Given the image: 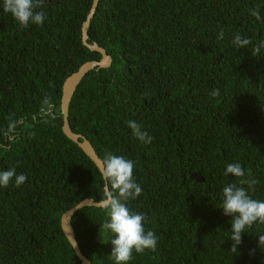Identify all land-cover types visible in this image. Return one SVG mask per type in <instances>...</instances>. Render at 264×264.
Here are the masks:
<instances>
[{
	"label": "trees",
	"instance_id": "trees-1",
	"mask_svg": "<svg viewBox=\"0 0 264 264\" xmlns=\"http://www.w3.org/2000/svg\"><path fill=\"white\" fill-rule=\"evenodd\" d=\"M0 0V171L15 177L0 187V264H82L61 227L84 199L98 202L105 181L96 164L63 132L65 80L100 53L83 43L93 0H43L44 21L22 27ZM259 10L260 19L251 15ZM223 31V39L218 34ZM239 34L264 41V0H100L88 29L112 57L82 80L69 106L72 130L107 154L135 162L142 192L126 202L145 215L155 250L133 251L127 264H264L254 223L232 253L231 216L222 189L239 163L258 181L249 195L264 201V48L238 49ZM219 89L218 95H213ZM56 119L44 122L45 97ZM9 117L23 118L16 139L3 135ZM135 121L151 137L133 135ZM247 188V185H244ZM103 208L73 217L76 240L91 264H115L113 238L100 226ZM251 252V254H250Z\"/></svg>",
	"mask_w": 264,
	"mask_h": 264
},
{
	"label": "clouds",
	"instance_id": "clouds-1",
	"mask_svg": "<svg viewBox=\"0 0 264 264\" xmlns=\"http://www.w3.org/2000/svg\"><path fill=\"white\" fill-rule=\"evenodd\" d=\"M43 0H3L4 12L11 13L14 19L22 27H28L30 23L39 25L45 19V13L38 10L42 7ZM251 15L260 19L259 10H252ZM224 33L218 34V39H223ZM233 45L238 48L251 46L252 55H259L264 48V41L253 44L252 40L234 35ZM219 89L214 90L213 95H218ZM40 119L44 122L56 119L55 104L45 97L39 109ZM24 123L23 118L13 119L9 117V123L4 130L5 138L14 142L16 139V128ZM133 135L144 142H149L151 137L141 130V126L135 121H128ZM7 148V145H0ZM135 162L122 156L107 154L103 161L102 176L106 182L103 198L98 201L101 208L107 212L108 220L100 228L106 233L110 232L113 238L111 256L115 264H127L132 259L133 251L143 253L146 249L155 250L157 237L153 231H145V215L129 210L126 202L135 200L142 192L141 186L136 182L133 172ZM231 174L239 178V184L232 183L223 187V202L221 208L224 215L231 216L232 247L230 252H238L237 246L242 243V234L251 228L254 223L264 224V201L253 199L248 193L258 183L255 179H249L239 163H230L226 167L225 176ZM15 177L17 187L22 185L27 177L23 174L17 175L15 169L0 171V187H7ZM247 185V188L244 187ZM258 246L264 249V234L258 235ZM251 254V252H250Z\"/></svg>",
	"mask_w": 264,
	"mask_h": 264
},
{
	"label": "water",
	"instance_id": "water-1",
	"mask_svg": "<svg viewBox=\"0 0 264 264\" xmlns=\"http://www.w3.org/2000/svg\"><path fill=\"white\" fill-rule=\"evenodd\" d=\"M100 0H93L92 8L90 13L88 14L87 20L83 24V43L87 46L91 51H95L101 54L102 58L100 61H88L83 64L78 71L70 75L63 84L62 89V99H61V111L63 115V132L64 134L76 143L84 153L96 164L98 169L102 174L103 161L97 154L95 148L92 143L83 135L75 133L69 122V106L70 103L81 84L82 80L89 74L92 70L96 68L106 69L109 68L112 63V57L107 53V51L100 47L96 42L89 43V35L88 29L90 27V23L92 18L94 17L96 10L98 8ZM106 184V182H105ZM106 189V185H105ZM86 207H98L101 208L94 199H84L71 209H69L61 219V227L72 245L77 257L81 260L82 264H91L90 260L82 253L79 244L76 240V235L74 231V226L72 224V220L74 215L81 209Z\"/></svg>",
	"mask_w": 264,
	"mask_h": 264
}]
</instances>
